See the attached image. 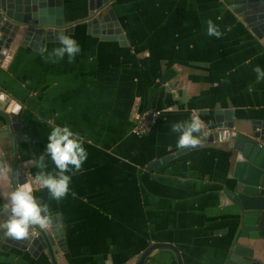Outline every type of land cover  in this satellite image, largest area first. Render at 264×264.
Here are the masks:
<instances>
[{"label": "crops", "instance_id": "1", "mask_svg": "<svg viewBox=\"0 0 264 264\" xmlns=\"http://www.w3.org/2000/svg\"><path fill=\"white\" fill-rule=\"evenodd\" d=\"M38 1L14 0V8L29 16L41 8L44 19L63 20L80 52L69 62L67 55L45 59L58 40L39 49L18 45L6 66L0 62V91L20 106L17 164L63 227L57 262L136 264L149 246L169 244L177 252L155 247L141 264H179L178 257L182 264H226L241 210L231 200L237 151L218 125L231 122V134L264 122V80L253 72L264 69V34L244 21L236 0H109L104 11L112 9L121 38L90 31V0H41L42 7ZM208 19L220 38L207 35ZM135 108L164 111L135 134ZM193 111L209 130L199 134V145L179 149L172 125L191 120ZM5 125L0 119V156L10 178ZM57 125L78 133L88 154L80 171L68 173L69 192L59 201L34 180ZM45 163V171H55L47 155ZM5 237L0 264H53L46 249Z\"/></svg>", "mask_w": 264, "mask_h": 264}, {"label": "water", "instance_id": "2", "mask_svg": "<svg viewBox=\"0 0 264 264\" xmlns=\"http://www.w3.org/2000/svg\"><path fill=\"white\" fill-rule=\"evenodd\" d=\"M108 1L90 0L92 11L86 22L87 26H93L92 29L89 28L90 31L99 32L101 38H121V30L112 9L104 11ZM235 3L239 4L237 11L243 16L244 21L251 26L257 36H262L264 34V0H236ZM38 5L43 6L41 0L38 1ZM43 12L44 10L40 8L39 16L22 15L18 8H14V0H0V62L3 66L7 65L18 45H28L39 49L46 41L58 40L59 33L66 34L72 29V27L64 26L63 20L58 18L44 19L41 16ZM56 12L58 14V10ZM39 41H41L40 44H38ZM19 107L14 99H9L8 94L0 91V119L6 121L5 126L11 136L13 154L11 176L9 178L7 173L6 177L0 178V192L9 191L17 185L30 184L26 174L27 168L17 164L15 134L21 125ZM218 126H225L229 130L224 131L225 133L227 131L228 138H231L230 143L237 151L234 170L236 185L231 200L241 210V223L226 264H264V251L261 249L264 248V122L259 126L253 125L251 131L245 133L233 131L230 134L233 126L231 122ZM1 151L0 147V153ZM0 161L6 162L4 155L0 156ZM0 217L6 218V214H0ZM51 220L52 225L48 229L37 228L26 239L15 240L7 237L3 239L8 244L16 246L26 247L30 244L29 250L33 245H38L42 250L46 249L49 252L53 264H68L63 257H60L58 262L56 260L55 256H59V250L65 249L63 227L55 216H51ZM0 234L2 238L4 235L2 232ZM21 241L24 244H21ZM160 246L173 248L169 244H153L141 254L136 264H141L151 249ZM173 249L177 252L175 248ZM178 262L182 264L179 257Z\"/></svg>", "mask_w": 264, "mask_h": 264}, {"label": "clouds", "instance_id": "3", "mask_svg": "<svg viewBox=\"0 0 264 264\" xmlns=\"http://www.w3.org/2000/svg\"><path fill=\"white\" fill-rule=\"evenodd\" d=\"M206 23L207 35L217 38L223 35L211 19H208ZM57 39L60 46L54 48L45 59L51 57L62 60L67 55L71 62L80 52L79 44L63 32L58 34ZM253 72L256 74L258 83L264 80V69L259 65L253 68ZM202 127L203 124L198 115H194L189 121L174 123L172 131L179 134L177 148L185 149L199 145ZM45 155L49 156L55 165L54 172L45 171L47 168ZM87 155L79 134L67 125H57L49 132L44 153L37 160L36 167L40 171L36 173L34 180L48 190L50 198L59 201L69 192L71 175L68 173L75 174L80 171ZM7 172L8 165L0 161V178L6 177ZM0 196L4 200V203L0 205V214H6V218L0 219V232L4 236L22 240L28 238L35 229L45 230L52 225L49 205L37 200L30 184L17 185L9 191L0 192Z\"/></svg>", "mask_w": 264, "mask_h": 264}, {"label": "built area", "instance_id": "4", "mask_svg": "<svg viewBox=\"0 0 264 264\" xmlns=\"http://www.w3.org/2000/svg\"><path fill=\"white\" fill-rule=\"evenodd\" d=\"M161 111H164V109L140 110L138 108H135L133 115H132V121H133L132 131L135 134H143V133L147 132L151 128L156 116ZM194 115H198L200 120L202 121L203 127L201 129V133L207 132L209 129H208L206 122L201 117V114H199L198 111H193L191 113V118Z\"/></svg>", "mask_w": 264, "mask_h": 264}, {"label": "flooded vegetation", "instance_id": "5", "mask_svg": "<svg viewBox=\"0 0 264 264\" xmlns=\"http://www.w3.org/2000/svg\"><path fill=\"white\" fill-rule=\"evenodd\" d=\"M21 117V116H20Z\"/></svg>", "mask_w": 264, "mask_h": 264}, {"label": "rangeland", "instance_id": "6", "mask_svg": "<svg viewBox=\"0 0 264 264\" xmlns=\"http://www.w3.org/2000/svg\"><path fill=\"white\" fill-rule=\"evenodd\" d=\"M13 155V154H12Z\"/></svg>", "mask_w": 264, "mask_h": 264}]
</instances>
